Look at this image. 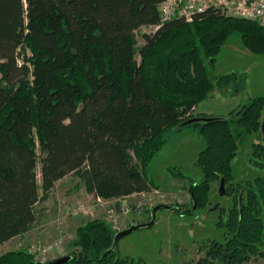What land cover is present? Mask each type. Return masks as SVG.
<instances>
[{"label": "trees", "instance_id": "obj_1", "mask_svg": "<svg viewBox=\"0 0 264 264\" xmlns=\"http://www.w3.org/2000/svg\"><path fill=\"white\" fill-rule=\"evenodd\" d=\"M161 1L0 0V246L38 223L37 205L67 175L103 201L156 187L146 169L169 135L238 79L208 75L227 37L236 31L245 48L264 55V27L216 10L166 21L136 47L134 32L158 23ZM243 106L237 116L191 124L205 143L196 159L203 179L189 185L191 205L182 215L205 207L211 181L223 179L230 192L239 187L231 183L237 141L260 132L264 97ZM258 150L264 158V146ZM245 190L218 223L226 242L197 264L264 258V179L246 181ZM114 234L104 220L79 225L69 244L76 249L61 264H134L117 246L103 255ZM0 264L38 262L15 249L1 253Z\"/></svg>", "mask_w": 264, "mask_h": 264}, {"label": "rangeland", "instance_id": "obj_2", "mask_svg": "<svg viewBox=\"0 0 264 264\" xmlns=\"http://www.w3.org/2000/svg\"><path fill=\"white\" fill-rule=\"evenodd\" d=\"M150 30V26H143L134 32L136 47L143 43L142 34ZM207 70L210 77L235 73L238 79L227 87L216 89L209 99L197 105L198 108L193 111L195 114L227 118L253 98L264 97V55L254 54L245 48L240 34L236 31L227 37L215 58L214 66L208 67ZM263 113L264 110L262 117ZM230 127L233 134L240 132L235 122H230ZM262 146L264 142L260 132L240 135L236 155L231 163V183L233 187H239L230 192L226 186V194L220 196L218 182L211 181L205 207L182 215L191 205L188 186L203 179L196 166V159L205 147L196 126L182 127L169 135L162 148L149 162L146 176L156 186L149 192L132 194L118 200L96 202L93 201L95 199L87 197L82 189L72 191L79 181L75 176L67 175L54 186L47 200L37 205L40 219L36 226L39 227L38 230L42 229L43 233H48L55 220L60 218L63 221L70 235L63 245H59L60 248L67 245L62 255L64 256L76 249L69 244L73 241L75 230L80 223L98 219L106 221L116 229H123L137 223L139 219L148 221L150 209L157 203L176 205L181 207L180 210L160 208L156 211L153 225L139 228L122 237L117 244V254L132 259L134 264H197L199 259L206 258L211 261L207 251L216 244L226 242L224 230L218 223L227 219L233 206V195L237 194L244 201L246 181H252L255 177L264 179V158L259 156L261 150L257 151L258 147ZM38 170L39 166L37 172ZM37 183L40 184L39 175ZM58 197L64 200L61 201L60 208ZM72 203H84L91 209L83 215H67ZM117 204L119 210L116 209ZM214 206L216 208H213ZM49 235L51 234L47 236ZM33 236L27 240L20 238L1 245L0 254L7 250H27L33 242L44 245L55 239L54 237L44 242H32ZM258 248L264 252V242L259 244ZM213 264L219 263L214 260ZM244 264H264V258L251 256Z\"/></svg>", "mask_w": 264, "mask_h": 264}, {"label": "built area", "instance_id": "obj_3", "mask_svg": "<svg viewBox=\"0 0 264 264\" xmlns=\"http://www.w3.org/2000/svg\"><path fill=\"white\" fill-rule=\"evenodd\" d=\"M208 10H216L225 17L250 20L264 27V0H162L157 7L158 23L150 26L152 30L148 33L172 19L191 22L195 16ZM94 201L103 200L96 198ZM90 209L91 207L84 203H77L72 205L68 212L70 215L77 216L86 214ZM57 224L59 226L58 236L52 242L44 245L33 242L26 250L34 256L37 262L50 261L53 249L70 237L61 219L57 221Z\"/></svg>", "mask_w": 264, "mask_h": 264}, {"label": "water", "instance_id": "obj_4", "mask_svg": "<svg viewBox=\"0 0 264 264\" xmlns=\"http://www.w3.org/2000/svg\"><path fill=\"white\" fill-rule=\"evenodd\" d=\"M244 106H242L235 114L234 116H237L243 109ZM216 117H210V116H195V117H192V118H189L185 121H183L182 123H180L176 128H182V127H185V126H188V125H191V124H195V123H208V122H211L213 120H215ZM260 132H261V137H262V140L264 142V117L261 121V125H260ZM224 185H225V182L223 179L220 180V183H219V187H218V194L220 196L224 195L225 193V190H224ZM171 207L170 205H167V204H164V203H157L155 204L151 209H150V213H149V220L148 221H145V222H138V223H135V224H132V225H129L123 229H116L115 228V234L113 236V239H112V243H111V246L109 249H107L103 255H106L110 252H112L117 244H118V241L124 237L125 235L129 234L130 232L134 231V230H137L139 228H144V227H149L151 225L154 224L155 222V214H156V211L160 208H169ZM213 208H216V206H214ZM212 208V209H213ZM70 258L69 255H65V256H62V257H59V258H56L54 260H51V261H48V262H45V263H41V262H38V264H61L65 261H67L68 259Z\"/></svg>", "mask_w": 264, "mask_h": 264}, {"label": "crops", "instance_id": "obj_5", "mask_svg": "<svg viewBox=\"0 0 264 264\" xmlns=\"http://www.w3.org/2000/svg\"><path fill=\"white\" fill-rule=\"evenodd\" d=\"M215 91H213V93H214ZM212 93V94H213ZM198 107L196 106L195 108H194V110H196ZM202 113H205V112H201V114ZM207 115H211V114H207ZM263 115H264V113H263ZM264 117V116H263ZM64 178H62V179H60L59 181H57L56 182V184H55V186L59 183V182H61L62 180H63ZM81 187V188H80ZM54 189V188H53ZM53 189H52V191H53ZM80 189H82L83 191H84V193L86 194V196L87 197H89V198H91L92 199V197H91V195H89V194H87L86 192H85V190H84V188H83V186L80 184V183H78L77 184V186H75L73 189H72V191H77V190H80ZM81 190V191H82ZM128 197V196H127ZM47 200V199H46ZM57 200L60 202V203H58V208H60L61 207V203L64 201L61 197H58L57 198ZM93 200V199H92ZM62 201V202H61ZM94 201V200H93ZM109 201H111V200H109ZM74 203H72L71 204V206L73 205ZM70 206V207H71ZM69 207V208H70ZM67 215H69V212H67ZM60 218H58L57 220H55L56 222H54V224H53V226L51 227V229L49 230V232L48 233H46V232H44L43 233V230L41 229V230H38V228H37V226L35 225L31 230H29L28 232H26V233H23V234H21V235H18V236H15V237H13V238H11L9 241H7L6 243H10V242H12V241H15V240H17V239H22V240H27L28 239V237H30V236H33V238L31 239L32 240V242L33 241H39V242H44V241H48V240H51L52 238H54V237H56V235L58 236V224H57V221L59 220ZM138 222H145V220H141V219H139V220H137V223ZM79 225H81V223L79 224ZM78 225V226H79ZM64 226H65V224H64ZM66 227V226H65ZM76 228V227H75ZM66 229H68V227H66ZM68 233H69V229H68ZM48 234H51V235H49V236H47ZM52 236V237H51ZM5 243V244H6ZM4 245V244H3ZM61 245H63V244H61ZM67 248V245H65V246H63V247H59V246H57V247H55L54 249H53V251L51 252V254H50V258L51 259H55V258H58V257H60V256H62L64 253H65V249Z\"/></svg>", "mask_w": 264, "mask_h": 264}, {"label": "flooded vegetation", "instance_id": "obj_6", "mask_svg": "<svg viewBox=\"0 0 264 264\" xmlns=\"http://www.w3.org/2000/svg\"><path fill=\"white\" fill-rule=\"evenodd\" d=\"M261 138H262V137H261ZM220 180H221V179H220ZM220 180L217 181V182H218V187H219ZM224 182H225V181H224ZM191 184L194 185V184H196V183L193 182V183H191ZM226 186H227V185H226V183H225V185H224V190H225L224 195L226 194V191H227ZM188 187H189V186H188ZM187 192H188V188H187ZM188 194H189V192H188ZM189 197H190V196H189ZM215 205H217V203H216Z\"/></svg>", "mask_w": 264, "mask_h": 264}]
</instances>
